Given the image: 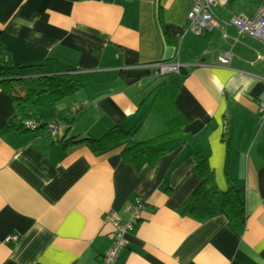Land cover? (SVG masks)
Instances as JSON below:
<instances>
[{
    "label": "crops",
    "instance_id": "0c3cea01",
    "mask_svg": "<svg viewBox=\"0 0 264 264\" xmlns=\"http://www.w3.org/2000/svg\"><path fill=\"white\" fill-rule=\"evenodd\" d=\"M191 6L192 0H0L8 62L41 63L46 73L69 72L82 84L33 110L44 121L59 116L66 136L99 137L115 124L138 141L164 132L165 118L153 107L163 77L151 64L203 62L186 72L174 97L192 140L140 167L122 159V146L96 153L85 143L52 161L47 133L1 130L18 109L0 88V264H99L112 242L104 213L117 210L125 220L124 207L137 198L145 207L117 264H264L258 113L264 44L233 26L227 36L186 31ZM252 9L234 0L217 13L229 18ZM229 51V63L218 65L220 53ZM196 151L207 157L220 190L228 178L244 180L243 220L227 213L200 219L181 210L199 182ZM8 234L18 238L5 241Z\"/></svg>",
    "mask_w": 264,
    "mask_h": 264
},
{
    "label": "trees",
    "instance_id": "16d2710c",
    "mask_svg": "<svg viewBox=\"0 0 264 264\" xmlns=\"http://www.w3.org/2000/svg\"><path fill=\"white\" fill-rule=\"evenodd\" d=\"M185 75V70L181 75L171 73L161 75L163 80L159 91L160 98L153 105L154 109L162 113L165 118L166 129L160 134L138 141L133 139L132 131L115 124L99 137L66 136L62 130L57 136L52 137L48 128V123L52 120H42L33 110L37 106H51L61 101L78 90L82 84L69 72L46 73L41 63L11 64L0 44V88L9 93L18 109V114L4 122L1 130L31 132L33 135L47 133L50 140L45 148L48 149L50 158L54 162L62 159L70 146L85 143L96 153L122 146L120 152L122 159L136 167L145 163L154 164L161 156L192 140V135L184 130L188 118L177 110L174 102L176 90ZM28 119L34 121L33 128L23 123ZM55 119L61 122L59 116L53 120ZM194 169L199 176V182L183 202L181 210L200 219L227 213L234 219L243 220L244 180L228 178L227 189L220 190L214 182L213 171L207 157L201 151L195 152Z\"/></svg>",
    "mask_w": 264,
    "mask_h": 264
},
{
    "label": "built area",
    "instance_id": "2783aa9c",
    "mask_svg": "<svg viewBox=\"0 0 264 264\" xmlns=\"http://www.w3.org/2000/svg\"><path fill=\"white\" fill-rule=\"evenodd\" d=\"M234 0H192V6L187 16L186 31L196 35L205 32L218 30L223 36H227L226 30L229 26L235 27L239 32H247L253 35L264 44V0H242L246 4H251L253 9L249 12L240 10L233 12L229 18L218 15L219 8H230ZM231 52H222L219 55L218 65L226 66L231 58ZM203 64L201 60L191 62L180 61L178 59L160 60L152 65L156 75L176 74L181 75L182 71H190L194 66ZM78 107H74L76 110ZM260 121H264V102L258 106ZM26 126L34 127L32 119L23 122ZM226 125L224 124V128ZM48 128L52 137L57 136L61 131L60 120H52L48 123ZM145 207V202L139 198L134 203L127 204L124 210L128 216L121 219L119 211L108 210L104 213V223L112 225L111 246L101 255L99 264H116L119 253L128 244V233L139 223L141 212ZM17 234H8L5 241L16 240Z\"/></svg>",
    "mask_w": 264,
    "mask_h": 264
}]
</instances>
